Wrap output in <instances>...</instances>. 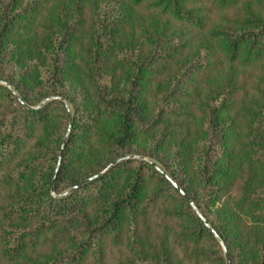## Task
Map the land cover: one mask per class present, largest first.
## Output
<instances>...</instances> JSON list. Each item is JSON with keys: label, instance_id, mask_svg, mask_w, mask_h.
<instances>
[{"label": "trees", "instance_id": "obj_1", "mask_svg": "<svg viewBox=\"0 0 264 264\" xmlns=\"http://www.w3.org/2000/svg\"><path fill=\"white\" fill-rule=\"evenodd\" d=\"M0 81V264H226L168 178L264 264V0H0Z\"/></svg>", "mask_w": 264, "mask_h": 264}, {"label": "rangeland", "instance_id": "obj_2", "mask_svg": "<svg viewBox=\"0 0 264 264\" xmlns=\"http://www.w3.org/2000/svg\"><path fill=\"white\" fill-rule=\"evenodd\" d=\"M79 37H80V35L78 36V38ZM191 37H192V34H186L185 36H183L184 40L185 39H190ZM198 39H199V37L192 39L194 45H196ZM83 41H84V36H83V33H82L81 37L79 38V43L80 42H83ZM4 83L7 84V85H5ZM0 85H3L5 87L9 86L7 88H9L12 93H14L18 98L21 97L19 95V93L16 91V89L13 86H11L10 84H8L7 82L1 81ZM49 98H54V97L53 96L52 97H47V98L43 99L42 101H40L39 103H37L36 105L30 106V107H34V108L37 107V108H39L40 107V104L42 102H45V101L47 102ZM63 102L68 107V109H70V113H73V108L67 102V100L64 99ZM26 105H28V104H26ZM69 130H70V127L68 126L67 134H66V136L64 138V141L67 139V135L69 133ZM128 156H132L130 159H137V160H142V159L138 158V157H142L143 160L148 161L149 163L153 164V166L155 167V169L158 170L160 173H162V170L160 169L161 167H160L159 163L155 161V158L154 157L145 156V155H138V154L137 155H128ZM128 156H126V157H128ZM104 171L105 170H103L102 172H104ZM70 191H71L70 188H67V189H64L62 192H60L59 194H55V193H53V194L56 197H61V196H64V195L68 194ZM106 250H107V254H106V259L104 261V264H117V261L119 259H122L121 257H123V256L125 257V255H126L125 250L124 249H120L118 247L114 248V247H111V246H107L106 247ZM223 253H224V251H223Z\"/></svg>", "mask_w": 264, "mask_h": 264}, {"label": "water", "instance_id": "obj_3", "mask_svg": "<svg viewBox=\"0 0 264 264\" xmlns=\"http://www.w3.org/2000/svg\"><path fill=\"white\" fill-rule=\"evenodd\" d=\"M0 83H1V81H0ZM5 84V83H4ZM5 85H7V84H5ZM7 87H9V86H7ZM57 99H60V100H64L63 98H61V97H56ZM51 98H49L48 100H50ZM46 103V101L45 102H42L41 104H40V106H42V105H44ZM28 109H37V107L36 108H34V107H30V106H27V105H25ZM69 127H70V125H69ZM62 147H63V145H62ZM61 147V148H62ZM61 155H62V149H61V151H60V155H59V160L61 159ZM132 156H128V157H124V158H121V159H119L118 161H120V160H123V159H126V158H131ZM138 158H140V159H142L143 160V158L142 157H138ZM118 161H115V162H113L114 164L115 163H117ZM110 166V165H109ZM58 168H59V164L57 165V168H56V172H57V170H58ZM56 172H55V174H56ZM95 176H97V175H95ZM91 179V178H90ZM90 179H87V180H85V181H83V183H85V182H87V181H89ZM169 179V181L173 184V186L180 192V194L184 197V199L190 204V206L192 207V209L194 210V212L197 214V216L202 220V222H203V224L207 227V229L213 234V236L217 239V241H218V243L221 245V247H222V249H223V251H224V257H225V260H226V264H230V260H229V257H228V254H227V250H226V247H225V245H224V243H223V241H222V239L220 238V236L217 234V232L212 228V226L207 222V220L204 218V216L202 215V213L200 212V210L196 207V205H195V203L192 201V199L188 196V195H186V193L176 184V183H174L170 178H168ZM54 180V179H53ZM52 184H53V182H52ZM53 187L51 188V190L53 191Z\"/></svg>", "mask_w": 264, "mask_h": 264}]
</instances>
